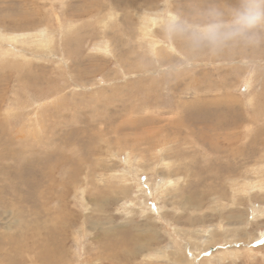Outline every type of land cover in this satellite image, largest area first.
I'll use <instances>...</instances> for the list:
<instances>
[{
    "label": "rangeland",
    "instance_id": "obj_1",
    "mask_svg": "<svg viewBox=\"0 0 264 264\" xmlns=\"http://www.w3.org/2000/svg\"><path fill=\"white\" fill-rule=\"evenodd\" d=\"M165 1L0 0V264H264V52L186 66Z\"/></svg>",
    "mask_w": 264,
    "mask_h": 264
},
{
    "label": "clouds",
    "instance_id": "obj_2",
    "mask_svg": "<svg viewBox=\"0 0 264 264\" xmlns=\"http://www.w3.org/2000/svg\"><path fill=\"white\" fill-rule=\"evenodd\" d=\"M161 31L188 67L244 57L254 63L264 52V0H193L187 9L171 11Z\"/></svg>",
    "mask_w": 264,
    "mask_h": 264
},
{
    "label": "bare ground",
    "instance_id": "obj_3",
    "mask_svg": "<svg viewBox=\"0 0 264 264\" xmlns=\"http://www.w3.org/2000/svg\"><path fill=\"white\" fill-rule=\"evenodd\" d=\"M8 1V0H7ZM5 2V1H4ZM167 4L169 3V1L168 0H166L165 1ZM189 6V5H188ZM149 8V7H148ZM185 8V7H184ZM153 9V8H152ZM187 9V8H186ZM146 10V9H145ZM177 10V9H176ZM126 12V11H125ZM156 12V11H155ZM169 12V11H168ZM124 13V12H123ZM149 13V12H148ZM124 15H126V14H124ZM123 15V16H124ZM141 15H143V13L141 14ZM25 17V16H24ZM133 17V16H132ZM121 18V17H120ZM124 19V18H123ZM121 20V19H120ZM21 21V20H20ZM124 21H126V20H124ZM135 21V20H134ZM9 26V25H8ZM11 29H12V27H11ZM14 29V28H13ZM160 32H161V30H160ZM78 56H80V55H78ZM88 61V60H87ZM81 62H83V61H81ZM89 63V62H88ZM83 64V63H82ZM26 79V78H25ZM203 101V100H202ZM203 102H205V101H203ZM219 107V106H218ZM203 108V107H202ZM205 108V107H204ZM197 109H199V108H197ZM196 109V110H197ZM125 110V109H124ZM213 111V110H212ZM211 113V112H210ZM202 114V113H201ZM125 115V114H124ZM160 115V114H159ZM215 116V115H214ZM221 117V116H220ZM244 117H246V116H244ZM211 118H212V116H211ZM214 118H216V117H214ZM222 118V117H221ZM99 119V118H98ZM214 120V119H213ZM101 121V120H100ZM201 121V120H200ZM219 121H220V119H219ZM247 121V120H246ZM251 121V120H250ZM222 122V121H221ZM249 122V121H248ZM95 123V122H94ZM128 123V122H127ZM185 123V122H184ZM187 123V122H186ZM186 125V124H185ZM124 126H126L127 127V125H124ZM123 126V127H124ZM130 126V125H129ZM139 126V125H138ZM213 126V125H212ZM222 126V125H221ZM120 128V127H119ZM213 128V127H212ZM121 129V128H120ZM127 129V128H126ZM114 130V129H113ZM119 130V129H118ZM125 130V129H124ZM111 131V130H110ZM116 131H117V129H116ZM120 131V130H119ZM217 131V130H216ZM113 132V131H112ZM211 132V131H210ZM119 133H121V132H119ZM242 135V134H241ZM249 135V134H248ZM246 136V135H245ZM203 137V136H202ZM236 137V136H235ZM240 137H242V136H240ZM222 138V137H221ZM240 140V139H239ZM249 140V139H248ZM243 143H245V142H243ZM206 144V143H205ZM211 145V144H210ZM245 145V144H244ZM251 145V144H250ZM206 146V145H205ZM214 149V148H213ZM212 149V150H213ZM213 152V151H212ZM216 153V152H215ZM56 158V157H55ZM59 158V157H58ZM57 159V158H56ZM80 160V159H79ZM83 161V160H82ZM82 163V162H81ZM80 163V164H81ZM83 164V163H82ZM49 167V166H48ZM48 169V168H47ZM99 170V169H98ZM50 171V170H49ZM90 171V170H89ZM235 176V175H234ZM45 177V176H44ZM46 179V178H45ZM49 183V182H48ZM42 188V187H41ZM46 188H48V187H46ZM46 191V190H45ZM47 193V192H46ZM45 211V210H44ZM23 237H24V235H23ZM24 242V241H23ZM26 243V242H25ZM31 243V242H30ZM19 244H21V243H19ZM31 245H33V244H31ZM24 246V245H23ZM25 246H26V244H25ZM37 246V245H36ZM17 247V246H16ZM20 247V246H19ZM31 248L33 249V247L31 246ZM26 249V248H25ZM31 250V249H30ZM29 250V251H30ZM36 250V249H35ZM38 251V252H37ZM37 251H34V252H36V253H34V255H32L31 257H33L34 259H35V261H30V262H28V264H35L36 262L37 263H39V264H59V263H61L62 262V257H61V255L58 257V259H55V260H53L51 257H53V256H51V257H49V255H48V253H47V247L46 246H43V245H40L39 246V248H38V250ZM24 252V251H23ZM25 253V252H24ZM31 253V252H30ZM20 254V253H19ZM23 256H24V254H23ZM27 258V257H26ZM50 258V259H49ZM27 264V263H26Z\"/></svg>",
    "mask_w": 264,
    "mask_h": 264
}]
</instances>
